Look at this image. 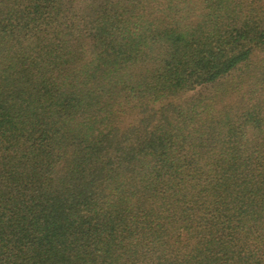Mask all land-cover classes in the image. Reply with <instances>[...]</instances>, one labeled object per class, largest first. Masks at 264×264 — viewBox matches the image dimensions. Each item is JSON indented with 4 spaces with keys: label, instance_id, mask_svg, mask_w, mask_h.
I'll return each instance as SVG.
<instances>
[{
    "label": "trees",
    "instance_id": "trees-1",
    "mask_svg": "<svg viewBox=\"0 0 264 264\" xmlns=\"http://www.w3.org/2000/svg\"><path fill=\"white\" fill-rule=\"evenodd\" d=\"M0 264H264V0H0Z\"/></svg>",
    "mask_w": 264,
    "mask_h": 264
}]
</instances>
